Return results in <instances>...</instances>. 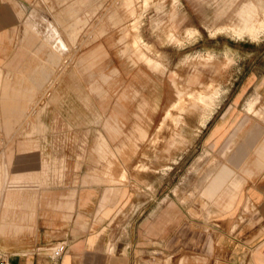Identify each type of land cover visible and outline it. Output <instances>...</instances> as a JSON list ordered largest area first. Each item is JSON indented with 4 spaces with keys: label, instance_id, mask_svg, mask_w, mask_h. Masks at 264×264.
Here are the masks:
<instances>
[{
    "label": "crops",
    "instance_id": "0c3cea01",
    "mask_svg": "<svg viewBox=\"0 0 264 264\" xmlns=\"http://www.w3.org/2000/svg\"><path fill=\"white\" fill-rule=\"evenodd\" d=\"M53 1L0 0V70L15 80V91L8 92L25 96L14 109L24 111L23 119L8 140L17 149L8 152L11 162L0 160L6 171L0 173V252L12 264H141L138 254L152 253L153 239L169 234L168 182H117L120 170L112 175L106 161L134 157L116 155L121 144L143 150L139 137L158 126L174 93L163 74L116 66L115 39L84 38L83 13L75 22L71 0L61 8ZM257 6L249 1L235 11L236 23L219 28L258 38L264 10ZM240 41L224 47L242 51ZM137 42L132 54L150 64ZM241 78L233 91L225 90H231L226 102L177 89L172 106L200 108L201 121L211 112L204 126L196 125V135L205 129L214 146L210 154L220 159L215 169L222 166L210 174L199 200L209 212L224 213L210 222L225 223L217 232L225 240L226 261L264 264V72L247 71ZM108 88H117L112 102L104 99L113 91ZM249 94L256 96L252 106L251 99L240 102ZM57 242L66 248L53 258L49 251ZM149 259L143 264H153ZM177 264H183L180 258Z\"/></svg>",
    "mask_w": 264,
    "mask_h": 264
},
{
    "label": "rangeland",
    "instance_id": "374dc122",
    "mask_svg": "<svg viewBox=\"0 0 264 264\" xmlns=\"http://www.w3.org/2000/svg\"><path fill=\"white\" fill-rule=\"evenodd\" d=\"M63 1L53 2H56L57 8H61ZM249 1L259 5L258 11L263 12L264 0L70 1L69 7L75 22H79L75 15L83 13L81 22L84 38L88 36L92 40L100 34L105 39H115L116 66L130 64L137 69L147 68L163 74L169 80L170 93H174V99L165 109L158 126L148 137H139V140H145L141 144L145 148L138 150L140 144L135 143L121 144L116 148V155L129 154L134 157H111V161H106V169L112 175L120 170V178L114 179L117 182H153L156 185L168 182L169 234L162 241L153 239L152 253L138 254L137 260L141 264L148 258L153 264H177L179 258L183 264H229L226 261L225 240L217 232L224 229L225 223L219 220H211L212 224L210 222L215 217L222 218L224 213L221 214L219 210L209 212L208 206L199 200L204 196L205 184L222 166L215 169L220 159L210 154L214 146H209L205 129L196 135L199 129L196 125L199 123L204 126L211 112L205 121H201L200 108H192L186 103L175 108L172 104L176 100L177 89L202 91L212 96L215 94V104L226 102L231 90H225L230 86L232 91L238 87L244 72H264V26L255 39L247 33L237 36L227 28H219L236 23L235 18L238 17L235 11L245 9ZM78 37H81L80 31ZM239 40H243L240 41L242 51L235 46L230 53L225 49L224 46L230 42L240 44ZM133 41H138L140 50L152 59L150 64L132 54ZM245 49H248L249 55H246ZM155 62L157 68L153 67ZM12 82L15 83V80ZM12 82L0 70V138L6 140L0 141V160L10 162L12 159L7 158L8 152L16 150L17 144L8 140L14 134L13 125L24 114L22 109H14L18 104L22 105L25 97L8 92L11 89L15 91L13 88L16 85ZM106 86L110 85L106 83ZM117 96L116 88L104 95L105 102H112L111 99ZM89 97L92 101L97 95ZM249 99L252 100V106L256 101L255 95L249 94L240 102L245 103ZM250 108L247 105L249 111ZM169 113L178 115V119H172ZM7 170L10 172L11 169L7 167ZM4 171L5 166L0 162V173ZM110 175L109 172L105 173L107 179ZM230 186L232 191L237 188L236 185ZM199 187L202 188L199 190ZM167 256V261L163 260Z\"/></svg>",
    "mask_w": 264,
    "mask_h": 264
},
{
    "label": "built area",
    "instance_id": "2783aa9c",
    "mask_svg": "<svg viewBox=\"0 0 264 264\" xmlns=\"http://www.w3.org/2000/svg\"><path fill=\"white\" fill-rule=\"evenodd\" d=\"M66 245L63 242H57L49 251V255L53 258L59 257L65 250ZM0 264H12L0 252Z\"/></svg>",
    "mask_w": 264,
    "mask_h": 264
},
{
    "label": "bare ground",
    "instance_id": "6f19581e",
    "mask_svg": "<svg viewBox=\"0 0 264 264\" xmlns=\"http://www.w3.org/2000/svg\"><path fill=\"white\" fill-rule=\"evenodd\" d=\"M261 26H262V25H261ZM263 29H264V28H263ZM230 32H231V31H230ZM233 33L237 34V36H238V33H236V32H233ZM241 34H242V33H241ZM241 34H240V35H241ZM252 34H253V33H252ZM255 34H256V33H255ZM240 35H239V36H240ZM255 37H256V36H255ZM205 102H206V101H205ZM210 104H211V103H210Z\"/></svg>",
    "mask_w": 264,
    "mask_h": 264
}]
</instances>
